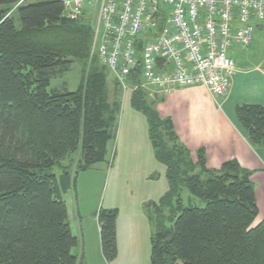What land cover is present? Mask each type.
Instances as JSON below:
<instances>
[{
  "label": "trees",
  "instance_id": "16d2710c",
  "mask_svg": "<svg viewBox=\"0 0 264 264\" xmlns=\"http://www.w3.org/2000/svg\"><path fill=\"white\" fill-rule=\"evenodd\" d=\"M18 3L19 26L9 15ZM86 20L85 12L67 18L61 0H0V264L81 262L65 195L76 190L80 172L106 160L118 114L107 101L103 70L76 91L50 87L53 71L90 58L94 29ZM143 92H133L131 103L148 120L169 182L159 200L144 203L153 225L151 264H264L253 172L237 159L209 168L205 148L194 158ZM236 112L249 139L264 144V105L242 104ZM77 151L72 175L62 162ZM185 190L205 206L183 205ZM97 217L103 255L113 261L119 209L101 208Z\"/></svg>",
  "mask_w": 264,
  "mask_h": 264
},
{
  "label": "built area",
  "instance_id": "2783aa9c",
  "mask_svg": "<svg viewBox=\"0 0 264 264\" xmlns=\"http://www.w3.org/2000/svg\"><path fill=\"white\" fill-rule=\"evenodd\" d=\"M79 19L98 0H61ZM92 50L122 89L167 96L201 86L223 96L239 71L233 46L250 47L264 0H99Z\"/></svg>",
  "mask_w": 264,
  "mask_h": 264
},
{
  "label": "rangeland",
  "instance_id": "374dc122",
  "mask_svg": "<svg viewBox=\"0 0 264 264\" xmlns=\"http://www.w3.org/2000/svg\"><path fill=\"white\" fill-rule=\"evenodd\" d=\"M99 3V0L94 1L85 8L87 19L85 22L91 27L96 25L98 21ZM19 5L20 3L12 6L9 10V15L16 17L18 26L20 25V20L16 12ZM261 38L262 40L259 41V45L255 49L235 46L230 49V54L235 57L237 65L242 64L241 60H244L245 63L240 65L242 66L241 69L250 72L247 77L252 78L253 81L258 80L257 84L260 83V87H264V39L263 37ZM250 49L252 50L250 51ZM91 51L92 53L88 60L83 62L75 60L68 67L58 68L53 71L50 89L76 91L79 85L84 84L85 86L87 84L88 75L92 72L103 70L106 74L107 101L110 103L111 112L114 111L115 114H118L114 140L109 144V153L105 161L99 162L91 169L79 173L80 182L78 186L76 185L74 195H76L75 197L77 201L79 200L80 205H89V210L87 211L89 214H92L96 209H105L109 206H116L118 209L122 208L120 232L118 234V254L120 252V255L117 257L118 259L116 258V263L120 264L123 261L127 264L131 255L123 249V238H125L123 220L127 214L134 209L136 210V208L146 213L145 211L147 210L143 206L144 203L151 201V199L159 200L162 196L164 190L162 188L164 165L156 159L155 155L149 156V153L139 155L136 151L141 150L139 146H145L147 143L151 145L152 140L149 133L148 120L142 112L132 106V90L120 88L116 84L113 75L107 68L104 69L102 62L98 58H95V55H93L95 52ZM141 90L144 91L143 94L149 105L156 104L155 100L159 98L156 99V96L146 88H141ZM111 112H108L106 116L108 117ZM126 139L131 140V143L127 146V153H122ZM124 153L128 156H124ZM80 156V152L77 151L62 162L69 171H72V175L73 172H76L78 164H80ZM54 172H60L58 166L54 168ZM67 199H69L68 196ZM183 203L185 206H189V204L190 206H205V202L202 199L193 196L187 190L183 192ZM69 205H71V201H69ZM159 213V211L155 212L154 210L151 212L154 217ZM169 213L170 211L168 210L167 214L169 215ZM144 215L146 216L147 214ZM72 226H74V231L77 232L75 223ZM152 236V222L146 219L145 233L142 235L143 243L141 242L143 246H140L136 264H151ZM120 247L122 248L119 251ZM74 253H79L78 247L74 249ZM116 259L113 261L103 260V263H114ZM98 264L101 263L98 261Z\"/></svg>",
  "mask_w": 264,
  "mask_h": 264
},
{
  "label": "crops",
  "instance_id": "0c3cea01",
  "mask_svg": "<svg viewBox=\"0 0 264 264\" xmlns=\"http://www.w3.org/2000/svg\"><path fill=\"white\" fill-rule=\"evenodd\" d=\"M261 37L264 39V22L257 25L254 43L246 49H255L259 45V41L262 40ZM241 61L242 64L245 63L244 60ZM242 64L237 65L239 71L233 77L229 91L223 96L212 95L205 87L194 86L178 90L167 96L156 95V99H159L155 100L156 104L151 105L163 118L172 120L175 132L192 151L194 158H196L199 148H205L209 168L219 169L224 162L237 159L242 167L253 172L252 182L256 189L260 210L258 221H261L264 220V144H255L249 139L246 131L238 121L236 109L237 106L242 104L264 105V87H260V83L257 84L258 80L253 81L252 78L247 77L250 72L241 69L242 66L240 65ZM129 143H131V140L126 139L122 153H127ZM139 147L141 150H136L139 155L144 153H149V156L155 155L153 142H151V145L147 143L145 146ZM123 155L128 156L125 153ZM163 167L164 180L162 184L164 187L162 186V188L164 190L162 196L169 187L168 179H166V166ZM79 180V177H77V186ZM74 193L75 191L72 188L65 196L71 226L75 223L77 232L74 231V226H72V230L79 239V253L76 255L80 257V264H89L90 262L91 264H98V261L104 264L103 260L106 261V258L102 252L100 224L97 217L99 210L96 209L92 214H89L87 212L89 205H80ZM67 196L69 199H67ZM69 201H71V205H69ZM106 208L118 207L109 206ZM139 210V208L134 209L123 220L125 227L123 249L131 255L127 264H136L140 246H143L141 244V242L143 243L142 235L145 233V220L149 219V216L147 211L143 213ZM121 217L122 208H119L118 234L120 232ZM121 248H119V251ZM119 255L120 252L118 257ZM117 259L114 263L108 264H117ZM120 264L125 263L122 261Z\"/></svg>",
  "mask_w": 264,
  "mask_h": 264
}]
</instances>
